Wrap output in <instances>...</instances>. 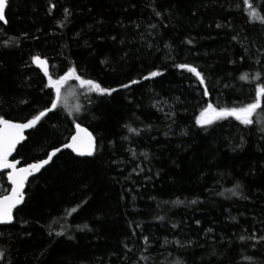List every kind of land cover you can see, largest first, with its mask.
I'll return each mask as SVG.
<instances>
[{
    "label": "trees",
    "instance_id": "16d2710c",
    "mask_svg": "<svg viewBox=\"0 0 264 264\" xmlns=\"http://www.w3.org/2000/svg\"><path fill=\"white\" fill-rule=\"evenodd\" d=\"M252 2L264 15V0ZM247 11L242 0L9 1L8 24L0 22L5 119L26 122L46 107L47 79L34 57L47 59L53 78L74 66L109 88L163 75L111 97L66 85L80 111L60 104L16 156L24 164L45 158L68 142L74 122L92 131L98 151L65 149L29 180L15 224L0 225V264H264V242L240 240L264 235V110L251 126L195 124L205 101L241 107L264 84V24ZM180 64L205 74L211 97ZM245 73L252 83L240 80ZM9 190L1 173L0 196Z\"/></svg>",
    "mask_w": 264,
    "mask_h": 264
},
{
    "label": "snow or ice",
    "instance_id": "6c2138e0",
    "mask_svg": "<svg viewBox=\"0 0 264 264\" xmlns=\"http://www.w3.org/2000/svg\"><path fill=\"white\" fill-rule=\"evenodd\" d=\"M243 5L248 10L247 15L251 21H259V23L264 24V15H262L256 6H254L252 0H242ZM9 6V0H0V22L4 25L8 24V20L5 18V9ZM52 7H55V4H52ZM155 11V10H154ZM157 16H161L162 13L156 12ZM71 15L69 9H64L65 19ZM60 26L63 27L64 23L61 22ZM155 27V25H152ZM217 28H220V24H216ZM233 39H236L234 36ZM188 44H192V40L187 41ZM243 59V57H241ZM34 60H40L39 57H34ZM107 63V61H103ZM177 67L181 69H186L189 73L195 75L198 78V82L203 86L202 95L205 97H211V93L208 89L206 76L203 72L198 70L194 66H189L187 64H180ZM44 75L47 78L46 87L49 89L48 96L49 99L45 101L46 107L43 110H40L38 114L33 115L31 119H27L24 123H14L12 120L5 119L0 116V170H10L8 172V180L11 182V194L0 197V225H14L13 212L14 209H17L18 205H25V184L28 181L29 176L33 173L38 172L40 169H43L48 165L53 157H56L58 153L62 151L69 150L70 154H75L76 156H95L98 151V145L96 137L93 136V133L88 130L87 127L82 126L80 122H74L73 130L74 134L70 136L68 142L64 143L61 147H55L50 154H48L46 159L40 160L38 163H27L24 167H17L21 164L19 159L9 160V157L12 156V153L16 150V146L26 139L24 133L26 129H34L37 125L43 127L41 123L42 119L48 117L51 119L53 116L58 115L57 109L61 101V92L62 88L69 84V82H78L80 88L86 90L87 93H94L99 96L111 97L113 93H118L121 89L131 88L133 85H140L144 81L153 80L159 76H162L163 73L160 71H152L147 75L141 77V79H133L128 83H121L117 87H103L101 83L94 81L92 79L84 78L78 73L76 67H69L63 75L53 78L52 75L45 70ZM240 80L252 83L253 81L249 79V74H242ZM255 80L260 79V73L257 72L254 77ZM254 98L253 102L248 103L241 107H223L216 106L213 103L205 101V107L200 111L199 116L195 119V124L200 128L207 130L217 121H224L229 118H233L238 121L241 125L251 126L254 123V115L257 114L258 110H264V84H259L254 89ZM54 94V95H53ZM80 108L77 106L74 109V112H79ZM49 114H52L51 116ZM71 114V113H70ZM175 115V113H172ZM74 120H78V117H74ZM259 121L262 125L261 131L264 132V116L259 117ZM39 132V129H36ZM129 131L132 133L139 134L136 129L129 126ZM32 135V133H30ZM182 135H187V133H182ZM127 138V137H125ZM135 155V152H133ZM145 158H147V153H143ZM240 185L237 184L236 188L230 189L232 195L239 196L240 192L238 189ZM175 204H181L183 201L177 200ZM191 203L195 204L196 201L193 200ZM24 210L23 207H20L16 212V215L19 216V212ZM75 212L76 209H73ZM160 220H163L164 217H159ZM199 224V221H196ZM85 228L87 225L84 226ZM175 227V225H174ZM211 231V229H209ZM58 235H62L59 233ZM256 240L258 243L264 242V235L259 237L256 234H251L248 237L241 236L240 240ZM144 243H148V238L144 237ZM179 243V242H177ZM5 259V252L0 250V261ZM179 264V262H178Z\"/></svg>",
    "mask_w": 264,
    "mask_h": 264
},
{
    "label": "water",
    "instance_id": "95a60500",
    "mask_svg": "<svg viewBox=\"0 0 264 264\" xmlns=\"http://www.w3.org/2000/svg\"><path fill=\"white\" fill-rule=\"evenodd\" d=\"M10 1V0H9ZM7 9V8H6ZM6 9H5V14H6ZM5 18H6V15H5ZM40 58V60H35V65H36V67L41 71V73L44 75V73H45V70H47L48 71V73L50 74V66H49V63H48V61H47V59H45V58H41V57H39ZM45 76V75H44ZM45 78H46V76H45ZM47 79V78H46ZM14 123H24V122H16V121H13ZM82 126H84V125H82ZM84 127H86V126H84ZM32 129H26L25 130V133H24V135H25V137H26V134L29 132V131H31ZM89 130V129H88ZM90 132H92L91 130H89ZM93 136H95L94 134H93ZM25 141V140H24ZM24 141H21L17 146H16V150L12 153V156H10L9 157V160H14V159H19L20 161H21V164L20 165H18L17 167H24V166H26V164H24L23 163V160L22 159H20V158H17V150H18V148H19V146L24 142ZM52 151V150H51ZM51 151L48 153V154H50L51 153ZM58 155V154H57ZM48 156V155H47ZM47 156L45 157V158H42V159H46L47 158ZM57 157V156H56ZM56 157H53V159H52V161L48 164V165H50L52 162H53V160L56 158ZM42 159H40V160H42ZM40 160H38V161H34V162H31V163H38ZM48 165H46L44 168H46ZM43 168V169H44ZM43 169H40L38 172H35V173H33L31 176H29V178H28V181H27V183L25 184V191H26V187H27V184H28V182H29V180L31 179V178H33V177H35V176H37ZM10 170H0V174L1 173H6V176H7V180H8V172H9ZM8 183H9V185H10V190H9V192L7 193V194H5V195H10L11 194V188H12V185H11V182L8 180ZM5 195H3V196H5ZM0 197H2V196H0ZM24 198H25V193H24ZM20 205H18L17 207H19ZM14 211H15V209H14ZM14 213V212H13ZM14 217V216H13Z\"/></svg>",
    "mask_w": 264,
    "mask_h": 264
},
{
    "label": "rangeland",
    "instance_id": "374dc122",
    "mask_svg": "<svg viewBox=\"0 0 264 264\" xmlns=\"http://www.w3.org/2000/svg\"><path fill=\"white\" fill-rule=\"evenodd\" d=\"M79 86V84H78ZM77 86V87H78ZM69 86H66L65 89L62 88V92H61V101H60V104L67 110V111H70L73 113L74 112V109L77 107V106H80L79 103H78V99L76 97V92L73 87L72 88H67Z\"/></svg>",
    "mask_w": 264,
    "mask_h": 264
},
{
    "label": "bare ground",
    "instance_id": "6f19581e",
    "mask_svg": "<svg viewBox=\"0 0 264 264\" xmlns=\"http://www.w3.org/2000/svg\"><path fill=\"white\" fill-rule=\"evenodd\" d=\"M41 58H43V57H41Z\"/></svg>",
    "mask_w": 264,
    "mask_h": 264
}]
</instances>
